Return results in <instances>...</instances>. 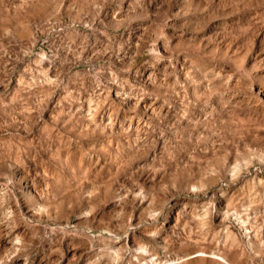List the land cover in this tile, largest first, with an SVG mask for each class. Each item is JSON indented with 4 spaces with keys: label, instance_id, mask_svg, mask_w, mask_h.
<instances>
[{
    "label": "rangeland",
    "instance_id": "rangeland-1",
    "mask_svg": "<svg viewBox=\"0 0 264 264\" xmlns=\"http://www.w3.org/2000/svg\"><path fill=\"white\" fill-rule=\"evenodd\" d=\"M0 264H264V0H0Z\"/></svg>",
    "mask_w": 264,
    "mask_h": 264
}]
</instances>
